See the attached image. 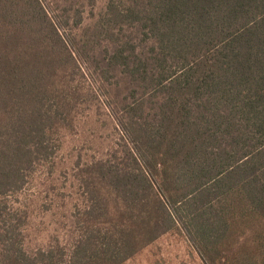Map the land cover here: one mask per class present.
<instances>
[{"label":"trees","instance_id":"1","mask_svg":"<svg viewBox=\"0 0 264 264\" xmlns=\"http://www.w3.org/2000/svg\"><path fill=\"white\" fill-rule=\"evenodd\" d=\"M80 1L0 0V264H123L176 228L208 264H264V0H108L78 44ZM87 72L114 88L120 157L90 170L74 244L31 251L9 200Z\"/></svg>","mask_w":264,"mask_h":264},{"label":"rangeland","instance_id":"2","mask_svg":"<svg viewBox=\"0 0 264 264\" xmlns=\"http://www.w3.org/2000/svg\"><path fill=\"white\" fill-rule=\"evenodd\" d=\"M52 10H61L64 0H48ZM83 4V24L71 28L67 33L78 44L88 35L90 27L104 18L108 0H97L94 5ZM128 34V33H127ZM107 39L90 46L94 54L102 58ZM79 48V47H78ZM82 54V53H81ZM85 59L84 55H81ZM86 60V59H85ZM92 69L88 72L91 73ZM77 76L76 85L80 86L74 103L80 102L71 115L70 124L60 128L56 135L55 155L40 165L32 174L27 186L17 196L10 198V204L24 212V242L28 250L34 251L50 246H72L79 236L80 223L88 196L90 170L101 161L112 159L123 146L122 134L117 128L107 107L106 94L110 86L92 79L90 74ZM97 78V77H96ZM127 85L123 80L118 90L120 98L127 96ZM122 115L119 114L118 118ZM124 117V116H123ZM121 145V147H120ZM123 264H208L187 235L179 228L173 229L155 242L141 250Z\"/></svg>","mask_w":264,"mask_h":264}]
</instances>
